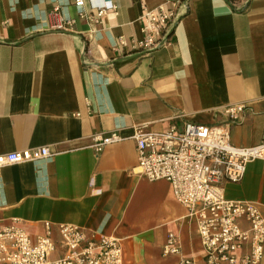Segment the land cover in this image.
Wrapping results in <instances>:
<instances>
[{"label": "crops", "instance_id": "0c3cea01", "mask_svg": "<svg viewBox=\"0 0 264 264\" xmlns=\"http://www.w3.org/2000/svg\"><path fill=\"white\" fill-rule=\"evenodd\" d=\"M74 2L0 0V154L52 152L0 168V221L19 219L33 237L50 221L51 260L65 253L57 225L70 223L119 238L127 264H207L197 220L171 183L140 173L134 133L223 122L229 104L244 103L232 142L264 140V0H113L100 23L89 2L85 16ZM56 5L76 20L73 31L48 30ZM160 6L174 10L168 42L135 48L143 16ZM114 131L122 140L97 152L94 137ZM225 194L264 215V160ZM169 232L181 255L163 253Z\"/></svg>", "mask_w": 264, "mask_h": 264}, {"label": "built area", "instance_id": "2783aa9c", "mask_svg": "<svg viewBox=\"0 0 264 264\" xmlns=\"http://www.w3.org/2000/svg\"><path fill=\"white\" fill-rule=\"evenodd\" d=\"M94 11L92 19L100 23L108 11L116 9L113 0H75L79 14L85 16V5ZM174 10L160 6L143 18V37L134 45L152 51L168 42ZM48 30L73 31L76 20L66 17L60 6L45 16ZM124 43L123 40H120ZM246 104H229L226 120L205 124L187 120L182 126L172 125L164 132H150L145 125L135 129L140 173L150 181L167 180L175 198L186 206L197 220L198 232L207 264H259L264 258V215L250 201H235L225 194V184L237 183L249 163L264 160V140L252 146L232 142L231 130L239 122ZM122 140L114 131L95 136L97 152ZM49 146L24 148L0 154V168L48 157ZM246 226H244V223ZM45 232L33 237L14 219L0 221V264H127L119 238L87 232L79 225L60 223L57 230L65 253L51 260L56 250L54 226L44 223ZM248 246V247H247ZM166 255H181L179 236L169 232L163 248ZM178 264H197L194 257H181Z\"/></svg>", "mask_w": 264, "mask_h": 264}]
</instances>
